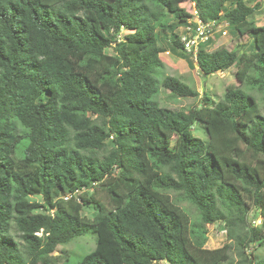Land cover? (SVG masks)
I'll list each match as a JSON object with an SVG mask.
<instances>
[{
    "label": "trees",
    "instance_id": "16d2710c",
    "mask_svg": "<svg viewBox=\"0 0 264 264\" xmlns=\"http://www.w3.org/2000/svg\"><path fill=\"white\" fill-rule=\"evenodd\" d=\"M177 2L0 0V264H58V248L89 232L96 246L78 264H229L234 249L245 264H264L246 253L264 244L260 3L191 0L202 21L227 22L252 42L200 47L204 75L235 68L240 84L185 111L157 101L161 86L199 96L177 77L158 78V31L192 58L178 33L192 15ZM202 126L206 139L194 134ZM217 223L228 242L208 249L203 232Z\"/></svg>",
    "mask_w": 264,
    "mask_h": 264
},
{
    "label": "rangeland",
    "instance_id": "374dc122",
    "mask_svg": "<svg viewBox=\"0 0 264 264\" xmlns=\"http://www.w3.org/2000/svg\"><path fill=\"white\" fill-rule=\"evenodd\" d=\"M177 5L179 7L184 8L188 13L195 8L194 3L191 0H177ZM246 3L253 4L256 1L260 3V9L258 10L255 22L258 26H264V0H245ZM231 7L230 3H228L225 9H229ZM169 23H175V19L172 16H168L167 18ZM181 28L178 30L180 34ZM228 32L225 37H217L213 40V44L208 46V50L213 51L220 47H225L229 50H238L243 51L247 50L250 47L252 40L249 37H241L239 36L235 30L228 24L226 27ZM160 36V46L163 48L164 52L161 54V59L164 64V67L161 68L159 72L158 78L162 80L166 76L177 77L183 82L190 85L192 88L196 89L199 92V96L197 98H178L170 93V91L164 89L162 86L160 87V93L157 96V101L161 106L167 107L173 110H185L188 111L191 108L200 105L203 101L204 93H208L212 96V98L217 101L219 100L225 93L226 88L229 85H239L240 80L238 79L235 68H231L227 72H220L215 75L206 76L204 75L195 59H188L184 55L180 53H174L171 50L172 35L169 32L158 31ZM124 34L127 32L124 31ZM107 53L110 55L113 54L112 49H108ZM193 62V63H192ZM258 96V95H257ZM260 98V97H259ZM262 108V115L264 116V101H260ZM194 134L203 139H206L204 126L201 128H197L194 130ZM91 192H86L89 195ZM98 198H101L102 201L107 202L104 193L98 195ZM177 198V195L174 196ZM34 201L43 204L42 199L40 197H34ZM248 207L251 211V220H256L257 225L260 224V220L258 217L257 210L253 207V203L247 200ZM180 205L184 208L188 214L192 215L193 221L198 220V212L196 209L191 206L187 201L181 199ZM46 210L41 208L40 212H45ZM83 214L88 218L92 219L95 214V209L93 205L86 206L83 208ZM204 237L207 240L206 248L208 249H218L221 248L224 244L228 242V231L223 223H217L215 225L207 226L204 230ZM13 239L16 243L20 244L23 248L24 244L22 240L15 234L11 233ZM95 238L91 232L87 233L81 238H78L71 242L70 244L61 246L58 248L57 252L54 256H58V264H78L84 255L88 254L95 248ZM251 259L257 263L259 261H264V244H254L252 245L248 251L246 252ZM155 264H168L167 262H159ZM229 264H245L244 258L240 257L236 249L232 252V262Z\"/></svg>",
    "mask_w": 264,
    "mask_h": 264
},
{
    "label": "built area",
    "instance_id": "2783aa9c",
    "mask_svg": "<svg viewBox=\"0 0 264 264\" xmlns=\"http://www.w3.org/2000/svg\"><path fill=\"white\" fill-rule=\"evenodd\" d=\"M191 18L187 21L180 32V42L183 51L191 55L192 59L197 60V53L201 46L207 44L210 40H215L217 36L225 37L228 32L227 22L202 21L196 7L191 11ZM261 222V221H259Z\"/></svg>",
    "mask_w": 264,
    "mask_h": 264
}]
</instances>
